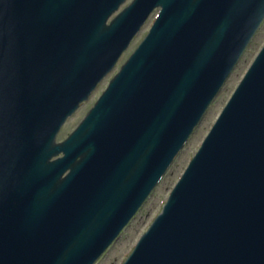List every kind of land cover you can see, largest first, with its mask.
Masks as SVG:
<instances>
[{"label":"water","instance_id":"95a60500","mask_svg":"<svg viewBox=\"0 0 264 264\" xmlns=\"http://www.w3.org/2000/svg\"><path fill=\"white\" fill-rule=\"evenodd\" d=\"M123 2L0 0V264H92L264 16V0H135L106 26ZM156 6L147 38L55 145ZM126 264H264V49Z\"/></svg>","mask_w":264,"mask_h":264},{"label":"rangeland","instance_id":"374dc122","mask_svg":"<svg viewBox=\"0 0 264 264\" xmlns=\"http://www.w3.org/2000/svg\"><path fill=\"white\" fill-rule=\"evenodd\" d=\"M129 2L130 0H127L125 5ZM156 13L157 12H155L149 18L147 24L143 27L142 31L133 40L129 49L125 52V54L119 61L117 67L111 72V74L108 75V77L103 80V82L100 83V85L97 87L96 91L93 93L90 99L86 103H84L80 107V109L63 126L57 138L58 141L63 140L70 133V131L77 125V123L81 120L86 111L102 93V91L107 86L109 79L117 72L119 66L127 59V57L135 49L138 43L146 35L148 29L156 18ZM263 44L264 26L255 37L248 52L244 55L242 61L238 64L236 70L231 75L230 79L222 89L221 93L219 94L213 105L210 107L205 118L195 131L194 135L191 137L183 151L176 158L175 163L171 167L168 174L163 178L159 186L155 189L150 198L142 206L136 218L131 222V224L126 228V230L119 237V239L113 244V246L108 250V252L97 264H122L124 260L128 257L133 247L135 246L137 240L146 231L152 220L160 212L171 189L183 173L190 159L197 151L202 140L210 130L211 126L213 125L219 113L221 112L222 108L225 106L229 97L231 96L234 89L242 79L244 73L254 60L255 56L257 55Z\"/></svg>","mask_w":264,"mask_h":264}]
</instances>
